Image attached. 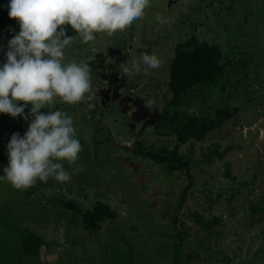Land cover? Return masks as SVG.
<instances>
[{"label":"rangeland","instance_id":"obj_1","mask_svg":"<svg viewBox=\"0 0 264 264\" xmlns=\"http://www.w3.org/2000/svg\"><path fill=\"white\" fill-rule=\"evenodd\" d=\"M150 2L144 16L124 31L96 33L88 44L75 36L65 48V63H89L91 91L82 102L55 98L40 111L67 113L82 150L73 163L56 161L71 174L67 182L50 177L16 189L0 179V264H264V0ZM9 3L0 0V67L7 62L9 40L20 31L18 21L9 18ZM158 15L168 22L161 24ZM192 36L221 46L225 57L243 65L227 75L225 93L204 95L202 108L197 106L201 116L210 117L219 107L235 106L239 112L206 142L180 146L162 136L163 125H155L172 99L168 83L175 46ZM144 54L160 61L147 75ZM133 61L140 72L121 75V64L131 67ZM201 95L192 94L187 103ZM31 119L0 113L5 122L0 123V176L12 135L23 137ZM215 144L219 152L231 151L199 165L204 148ZM164 149L186 158L193 154L194 182L186 171L169 173L172 161L153 158ZM227 164L236 180L225 175ZM97 201L109 203L118 217L90 233L74 211ZM215 218L219 222L209 227ZM26 230L45 241L36 258L23 253Z\"/></svg>","mask_w":264,"mask_h":264},{"label":"clouds","instance_id":"obj_2","mask_svg":"<svg viewBox=\"0 0 264 264\" xmlns=\"http://www.w3.org/2000/svg\"><path fill=\"white\" fill-rule=\"evenodd\" d=\"M150 7V0H10L8 15L18 21L20 31L9 40L7 62L0 67V113L32 119L23 137L12 135L7 145L8 165L0 179L16 189L30 188L37 180L47 182L50 177L61 183L71 179L56 161L73 163L82 150L73 120L60 110L40 112L55 98L76 104L91 91L89 63H65L64 50L75 39L65 26L88 44L96 40V33L112 36L131 27ZM156 19L161 24L168 22L161 15ZM142 61L145 75L148 69L160 67L154 54H144ZM120 67L121 75L129 78L140 72L135 61L131 67ZM29 104L30 113L25 115ZM146 106L152 108L151 101Z\"/></svg>","mask_w":264,"mask_h":264},{"label":"trees","instance_id":"obj_3","mask_svg":"<svg viewBox=\"0 0 264 264\" xmlns=\"http://www.w3.org/2000/svg\"><path fill=\"white\" fill-rule=\"evenodd\" d=\"M67 28L69 36H78L70 26ZM232 56V55H231ZM225 61V62H224ZM243 66L237 59L225 57L223 48L219 45L211 44L206 40H201L199 36H192L190 39L180 42L175 46L174 59L169 67V91L172 99L167 104L163 111V116L158 118L155 127L163 125L162 136H171L178 145L183 146L188 143L198 144L204 143L208 137L225 123L235 117L239 112V107L232 108L219 107L214 112L210 113V117L201 116V108L203 101L208 97V94L213 96L218 90L226 92L225 85L229 83L227 75L233 72L235 67ZM238 71V70H237ZM200 92L202 95L195 102L187 103V99L192 94ZM204 96L203 98H201ZM203 99V101H201ZM187 103V104H186ZM201 106V108H197ZM195 107L196 111L191 112V108ZM45 113V111H40ZM30 110H27L25 115H28ZM31 117V116H29ZM0 123H5L0 121ZM241 147V146H238ZM143 152L145 148H138ZM228 151H218V147H205L204 152L199 160L200 164H209L215 158L224 159L228 155ZM152 154V153H151ZM153 158L161 162L172 161L167 167L169 173L176 171H186L190 181L194 182V177L191 173L190 164H192L193 154L189 157H183L177 150L164 149L160 155L152 154ZM165 156V157H164ZM202 160V162H201ZM225 175L230 180H236V176L232 175L231 167L227 165ZM230 180L226 178L229 183ZM188 189L181 196L182 203L188 195ZM81 214L83 229L90 233L100 232L105 221H113L118 217V212L112 208L109 203L97 201L92 208L77 209L74 213ZM198 223L199 216L196 219ZM219 222L215 218L209 227L214 223ZM207 227V226H206ZM23 253L24 255L36 258L41 254V249L45 241L37 234L26 230L23 235Z\"/></svg>","mask_w":264,"mask_h":264}]
</instances>
